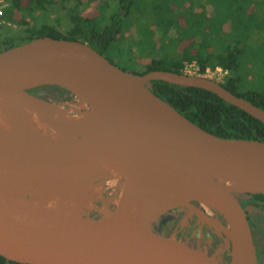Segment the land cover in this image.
Masks as SVG:
<instances>
[{
	"label": "water",
	"instance_id": "water-1",
	"mask_svg": "<svg viewBox=\"0 0 264 264\" xmlns=\"http://www.w3.org/2000/svg\"><path fill=\"white\" fill-rule=\"evenodd\" d=\"M156 80L208 90L264 123L263 108L218 81L165 69L134 73L78 39L43 35L0 51V90L48 136L30 140V132L15 137L0 132V255L27 264H258L247 212L264 210L243 206L241 199L264 194V140L200 127L153 91ZM43 86L58 87L81 110L63 116V125L49 119L40 109L53 103L31 92ZM120 143L108 170L116 195L98 190L77 162L87 191L98 201L43 217L26 231L20 220L26 206L7 191L18 185L19 176L8 183L1 163L28 171L32 180L45 157L117 149ZM145 143L161 157L141 178L135 160L143 154L152 157ZM118 163L125 168L123 179L112 173ZM206 169L221 177L228 176L225 170L236 171L246 183H221ZM169 173L178 187L172 199L158 201L160 182ZM203 192L218 195L226 209L231 230L225 263L161 221L175 208L196 212L193 202Z\"/></svg>",
	"mask_w": 264,
	"mask_h": 264
},
{
	"label": "trees",
	"instance_id": "trees-1",
	"mask_svg": "<svg viewBox=\"0 0 264 264\" xmlns=\"http://www.w3.org/2000/svg\"><path fill=\"white\" fill-rule=\"evenodd\" d=\"M112 1L103 0L100 3L98 15L93 17H85L77 14L73 8H65V10H68L65 13L67 27L62 32L57 25L62 24L63 17L58 15L54 19H50L48 13V15L44 14L41 16L42 19H39L38 14H40V11L38 10H41V7L37 0H11L10 11L7 10L3 17L9 19L11 18L10 13L19 14L20 20L18 23L21 28L14 35H6L1 38L0 51L39 36L50 35L56 38H70L88 42L105 54L114 44L119 34L122 33L124 19L136 18L138 15L142 18V16L151 13L156 25L154 33L157 38L154 39L160 45L159 43L155 44L156 46L154 45L153 50L157 54L149 58L146 67L132 72L141 74L152 69H165L184 73L185 63L191 61L198 63L202 74L207 67L221 66L228 71L226 79L221 84L233 93L245 97L264 109V92L259 90L240 91L242 77L238 74V57L241 52L232 43H241L234 33L237 27L240 26V23L235 21V16L242 11L247 15V19L252 18L253 14H251V17L248 16L249 8L256 7L258 9L263 7L264 1L215 0L212 2L213 7L226 4L228 11V21H226L229 25H232L227 37H225L226 32L220 33L216 26H210L208 17H205L204 14L200 15L202 21L193 19V24H195L193 26L187 21L183 23L181 21V9L177 6H182L180 0H117L114 2L115 11H110L107 14L105 10L112 7ZM140 1H144L145 6ZM181 1H189L188 7H193L196 4L194 0H191V2L190 0ZM199 6L205 7L206 5H196V7ZM196 7L193 8L195 14ZM257 9L254 11L255 14H257V11L259 12ZM31 19L33 20L32 23H30ZM246 22L249 23V20ZM263 24L264 21L260 23L261 26ZM167 45L168 48L174 46L173 51H166ZM40 88L31 89V92L37 93ZM153 91L166 99L191 121L212 133L264 140V123L262 121L239 107L228 103L215 93L162 80L153 81ZM255 195L258 196L259 194ZM188 227L187 233L194 228L192 223ZM217 240L218 236L215 235L212 240V247ZM0 264L27 263L9 261L0 255Z\"/></svg>",
	"mask_w": 264,
	"mask_h": 264
},
{
	"label": "rangeland",
	"instance_id": "rangeland-1",
	"mask_svg": "<svg viewBox=\"0 0 264 264\" xmlns=\"http://www.w3.org/2000/svg\"><path fill=\"white\" fill-rule=\"evenodd\" d=\"M7 3L6 9L4 13L0 14V46L2 45L1 38L6 35H14L18 29L21 28L20 24L18 23L20 20L19 14L10 13L11 18L6 19L3 17L5 12L9 10L11 6V0H3ZM39 6L41 7L40 14H38L39 19H42L41 16L48 13L50 14V19H54L55 17H63L62 24L57 25L60 31L64 32L65 28L67 27V20L65 19V13L68 10L65 8H73L77 14L82 16H97L99 13L100 3L103 0H37ZM117 0L112 1V7L106 9V13L115 11L114 2ZM215 0H194L196 5L205 4L206 6H199L196 7V14L195 10L193 9L194 6L188 7L189 1H181L180 3L183 6L177 5L181 9L182 17L181 21L185 23L187 21L191 26L193 24V19L202 21L200 15L204 14L205 17H208V23L212 27H217L220 33L230 31V27L227 23L228 21V11L226 4H219L213 7L212 2ZM225 1V0H221ZM264 1V0H258ZM143 6H145L144 1H140ZM191 2V0H190ZM182 7V8H181ZM204 7V8H203ZM256 7L249 8L248 16L252 18L247 19V15L244 12L240 11L235 16V21L240 23V26L234 31L235 36L240 40V44H235L239 50L240 55L238 57L239 63V70L238 74L242 77L241 84H240V91L245 92L248 90H259L264 92V24L263 26L260 23L264 21V6L260 8H256L259 10L257 14L254 13L256 11ZM193 9V10H192ZM194 13V14H193ZM139 16V15H138ZM130 17L128 20L124 19L123 31L117 39L114 41V44L110 47L109 50L105 52L106 56L115 64L120 66L121 68H125L129 71L143 69L146 67L149 58L157 54L153 47L155 44L159 42L154 39L157 38L156 34L154 33V29L156 27L151 13H148L144 17ZM141 18V19H140ZM227 20V21H226ZM249 20V23L246 21ZM211 21V22H209ZM33 20L31 19L30 23ZM206 23V25H208ZM7 26V27H6ZM154 33V34H153ZM239 36V37H238ZM167 42V41H165ZM164 42V43H165ZM162 43V42H161ZM160 45V43H159ZM156 46V45H155ZM174 46L169 47L167 45L166 51H173ZM152 50V51H151ZM40 95L49 102H52L56 105H60L62 109H67L68 106L63 105L64 102H73L71 98H68V95L63 92L61 89L55 86H44L39 89ZM75 105V103H74ZM74 111L70 107V113L73 114ZM144 162L146 164H151L152 159L147 154L140 155L136 162ZM54 169H59V165H56ZM102 162L96 164L95 172L97 174L102 173L101 171ZM65 169L62 165L60 166V170ZM74 170L77 169L76 166L73 167ZM59 170V171H60ZM60 171V172H61ZM69 173V170H63L62 172ZM17 172V171H16ZM19 173V180L17 181L16 187H11L12 192L9 193L14 199L19 200L23 203L26 207H30V200L36 199L38 197V193L35 191L34 187L31 186V178L29 176L28 171L20 169ZM26 172V173H24ZM58 172V170H56ZM23 173V175H22ZM107 177L109 175L107 173ZM58 180V181H57ZM55 181L60 183L59 179H55ZM111 185H108V191H115L114 185L110 180ZM10 188V187H8ZM25 190V191H24ZM20 196V197H19ZM248 195H243L245 198ZM207 204V205H206ZM194 208L196 209L193 212H189L191 214H196L198 219L204 223H206L205 230L201 232L200 228L196 229L194 234H192L189 239L186 241L192 244L194 247L204 250L209 255H212L216 258H221L222 251L226 249H230L228 246L229 236L231 226L229 225L227 218H226V209H224L222 204H218L213 201L211 195L209 193L203 192L199 195V200H195L193 202ZM209 205V206H208ZM205 206V207H204ZM63 211V206H57L56 212ZM187 219V212L182 211L179 208L172 209L168 211L163 217L162 220L164 222L169 221L166 226L169 227L174 233H179L182 225L186 222ZM212 229V231H211ZM212 233H216L219 235V239L215 244V248L211 251L208 248V240L211 239ZM209 234V237L207 236ZM203 237V239H202ZM262 258L264 263V250L262 251Z\"/></svg>",
	"mask_w": 264,
	"mask_h": 264
},
{
	"label": "bare ground",
	"instance_id": "bare-ground-1",
	"mask_svg": "<svg viewBox=\"0 0 264 264\" xmlns=\"http://www.w3.org/2000/svg\"><path fill=\"white\" fill-rule=\"evenodd\" d=\"M63 105L68 106L67 109L69 110H64L65 108L62 109L63 106L61 107L60 105H56L54 103L51 106L45 105L40 110L49 119L57 121L59 124L63 125L61 118L71 114L70 107L74 111L81 110V106L75 101L72 103L64 102ZM0 132L6 133L11 137H15L23 132H30V140L48 137L42 130L36 129L28 121H26L1 90ZM123 144L124 143H120L117 149L106 148L102 151H85L76 154L68 153L66 155L64 154L63 156L51 155L45 157L43 165L36 169V177L30 182L31 186H33L35 191L38 193V197L29 201L31 206L26 207L23 215L20 217V220L26 224V231L33 229L39 223H41L43 217L52 216L56 212L57 206H63V210H68L78 205L93 204L98 201L95 196L87 191L83 177L80 174L78 168L76 170L73 169L74 166L77 167V162H80L79 164L81 165V169H85L87 176L95 182L98 190L104 191L111 195H116L115 191L107 190L108 185H111V182L107 177V173L110 169L109 166L111 161L120 153ZM143 144L144 143H140L135 147L129 148L128 152L125 154V157H130V151H135V149H138ZM144 146L147 148V153L152 155V163L159 161L161 157L160 151L156 150L152 145L147 146L146 143ZM99 162H102V173L97 174L95 172V167ZM56 165H59V169H54V167H57ZM61 165L62 167H65V169H62V171L66 169L71 170V175L68 174V171L67 173H63L60 170ZM150 165V163L146 164L144 162H137L136 172L140 174L141 178H143ZM1 166L6 169L7 173L4 179L8 181V183L18 179L17 173H19L18 171H20V169L18 170L12 168L11 165L5 163H1ZM56 170H58V172H56ZM206 172L221 183H232L237 185L246 183V179L233 170H225L228 175L227 177H221L220 175L216 174V172L208 169H206ZM112 173L116 174L119 179H123L125 176V168L123 165L121 166L120 163H118V165H116L112 170ZM171 178V173L166 174L162 178L156 193V198L158 201L173 198L172 193L174 189L178 187V183L173 181ZM55 179H59L61 182L57 183ZM7 191L8 193H11V187L7 188ZM209 193L213 201L218 204L222 203L218 195L213 192Z\"/></svg>",
	"mask_w": 264,
	"mask_h": 264
},
{
	"label": "flooded vegetation",
	"instance_id": "flooded-vegetation-1",
	"mask_svg": "<svg viewBox=\"0 0 264 264\" xmlns=\"http://www.w3.org/2000/svg\"><path fill=\"white\" fill-rule=\"evenodd\" d=\"M241 200H242L243 206L254 205V206L264 210V194H262V195L259 194L258 196H256L255 194H248V196H246L245 198H242ZM179 209L187 212V219H186V222L182 225L179 233H175L176 235H178L179 237L186 240V239H189V237H191L192 234H194L196 229L200 228L201 232L203 230H205V227H207L206 223L200 221L198 219V217L196 216V214L189 213L190 210L187 208H184V209L179 208ZM247 218H248V222L250 224V228H251V232H252V236H253V241H254L255 248H256L257 262H258V264H264L263 258H262V251L264 250V214L262 212H256V211L247 212ZM161 221L165 226L169 222V221L164 222V220H162V218H161ZM191 223L193 224L194 228L192 229L191 232L187 233L188 228H189L188 226ZM166 227L169 228L168 226H166ZM211 231H212V229H211ZM215 235L218 236V239H219L218 234L212 233V235L210 236L211 239L208 240V242H207L208 248L211 251H213V248H215L216 243L212 247V240L214 239ZM207 236L209 237V234H207ZM202 239H203V237H202ZM202 251H204V250H202ZM229 258H230V249H226V250L222 251V255H221L222 262H224V263L227 262L229 260Z\"/></svg>",
	"mask_w": 264,
	"mask_h": 264
},
{
	"label": "built area",
	"instance_id": "built-area-1",
	"mask_svg": "<svg viewBox=\"0 0 264 264\" xmlns=\"http://www.w3.org/2000/svg\"><path fill=\"white\" fill-rule=\"evenodd\" d=\"M6 5L7 3L5 1L0 0L1 15L4 13V10L6 9ZM183 69H184V73L186 74L205 76L220 83L223 82L228 75V71L221 66H217L215 68L207 67L205 72L202 74L200 71V66L196 61L186 62Z\"/></svg>",
	"mask_w": 264,
	"mask_h": 264
}]
</instances>
